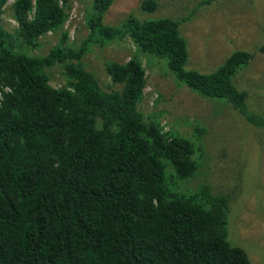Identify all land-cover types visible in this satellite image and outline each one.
I'll return each instance as SVG.
<instances>
[{"label":"trees","instance_id":"16d2710c","mask_svg":"<svg viewBox=\"0 0 264 264\" xmlns=\"http://www.w3.org/2000/svg\"><path fill=\"white\" fill-rule=\"evenodd\" d=\"M115 1L93 0L88 35L76 46L63 31L68 13L58 0H14L13 30L4 23L9 0H0V264H252L229 239L232 195L208 183L195 192L177 187L197 176L202 146L141 111L147 73L140 57L107 62L111 84L120 86L110 91L84 58L93 46L130 38L140 52L166 60L180 83L226 99L247 126L264 131V115L234 84L253 54L235 51L207 74L187 69L181 25L199 8L178 19L131 15L115 28L103 23ZM159 6L141 4L145 12ZM49 33L59 43L32 54ZM57 66L66 77L59 88L49 74Z\"/></svg>","mask_w":264,"mask_h":264},{"label":"rangeland","instance_id":"374dc122","mask_svg":"<svg viewBox=\"0 0 264 264\" xmlns=\"http://www.w3.org/2000/svg\"><path fill=\"white\" fill-rule=\"evenodd\" d=\"M58 1L68 13L63 31L68 33L69 42L79 46L89 32L87 18L94 13L93 0ZM142 1L116 0L103 23L118 28L131 15L141 21L178 19L199 8L192 20L181 25L190 56L186 68L207 74L235 51L252 53L250 65L238 71L234 84L248 93L250 108L264 115V53L259 51L264 44V0H215V4L203 8L198 6L200 0H158L160 6L155 12L142 11ZM13 3L9 0L4 16L10 30L17 26L10 9ZM59 41L60 35L49 33L31 53L46 55ZM133 55L140 57L147 73L141 111L160 120L166 131L202 146L197 153V176L177 187L195 192L208 183L215 192L231 194L229 239L248 253L252 264H264V131L247 126L226 99L204 98L180 83L166 60L140 52L130 38L112 41L105 48L91 47L84 65L96 75L102 88L110 91L120 86L111 84L107 62L125 63ZM49 74L55 88L66 81L60 66L49 70Z\"/></svg>","mask_w":264,"mask_h":264},{"label":"built area","instance_id":"2783aa9c","mask_svg":"<svg viewBox=\"0 0 264 264\" xmlns=\"http://www.w3.org/2000/svg\"><path fill=\"white\" fill-rule=\"evenodd\" d=\"M6 91H9L8 89H5ZM1 100H2V93H1V89H0V104H1Z\"/></svg>","mask_w":264,"mask_h":264}]
</instances>
